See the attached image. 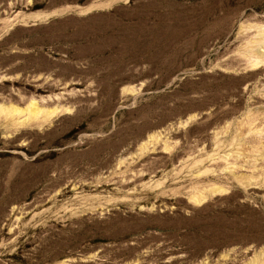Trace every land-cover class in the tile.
<instances>
[{
    "label": "rangeland",
    "instance_id": "374dc122",
    "mask_svg": "<svg viewBox=\"0 0 264 264\" xmlns=\"http://www.w3.org/2000/svg\"><path fill=\"white\" fill-rule=\"evenodd\" d=\"M0 264H264V0H0Z\"/></svg>",
    "mask_w": 264,
    "mask_h": 264
}]
</instances>
